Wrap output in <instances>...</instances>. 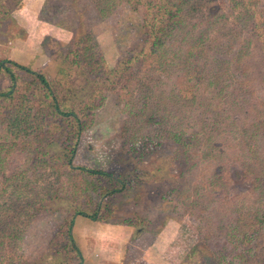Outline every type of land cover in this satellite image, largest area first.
Segmentation results:
<instances>
[{
	"label": "rangeland",
	"instance_id": "374dc122",
	"mask_svg": "<svg viewBox=\"0 0 264 264\" xmlns=\"http://www.w3.org/2000/svg\"><path fill=\"white\" fill-rule=\"evenodd\" d=\"M5 1L0 61L43 75L82 129L13 138L15 99L0 101V264H264V0H196L121 76L151 0ZM71 142L73 168L125 189L101 196L105 180L67 166Z\"/></svg>",
	"mask_w": 264,
	"mask_h": 264
},
{
	"label": "trees",
	"instance_id": "16d2710c",
	"mask_svg": "<svg viewBox=\"0 0 264 264\" xmlns=\"http://www.w3.org/2000/svg\"><path fill=\"white\" fill-rule=\"evenodd\" d=\"M195 1L196 0H151L147 2V12L145 13L142 26L145 29L144 35L146 36V45L139 53L131 56L127 60L120 61L111 72L117 75L121 73L128 74L132 65L138 63L139 66H142L148 59L154 61L159 51L163 50L166 39H170L173 35L171 30V32L166 31V27L181 21L184 17V9H186V13H190L188 10L193 8ZM18 5L19 3L9 6L6 4L5 0H0V21L9 19L11 9L14 10ZM138 59L141 60L139 61ZM0 74L6 75L11 82L10 90L0 92V101L12 102L15 99V104L12 107L13 109L9 110L7 113L9 120L6 124V132L8 135L13 138L24 135L29 139L31 135H33V138H38L39 142L44 137L56 134L58 128H61L62 131L65 132L64 137H66L68 141L77 137L76 134L82 129L81 119L78 115L79 110L75 112L73 109L62 104L60 102L61 99L51 88L49 81L43 75L9 60L0 61ZM21 74L29 78L28 83L22 82ZM142 77L141 74L138 78L139 81ZM24 104L27 108H25L20 119L15 116L12 117V114H15L14 106L22 105V107H24ZM34 108L38 110L34 111ZM33 122L38 126L32 127ZM48 125H52L55 130L52 129V127L51 129H47L45 126ZM45 128L46 131H44ZM62 153L68 167L107 182L104 193L100 194L101 196L109 197L116 193H121L125 189L127 184L125 176L114 177L111 173L101 170H92L83 167L73 168L71 166V160L74 154L73 142H71ZM101 207L102 206H99V210H101ZM74 215L86 217L93 221H98L99 219L96 216V211L92 214L75 211ZM68 234L70 235L69 232ZM71 243L73 244L72 239ZM72 244L71 247H73V250H76L77 254H79L76 246L74 244L72 246Z\"/></svg>",
	"mask_w": 264,
	"mask_h": 264
},
{
	"label": "crops",
	"instance_id": "0c3cea01",
	"mask_svg": "<svg viewBox=\"0 0 264 264\" xmlns=\"http://www.w3.org/2000/svg\"><path fill=\"white\" fill-rule=\"evenodd\" d=\"M78 250V249H77ZM79 252V251H78Z\"/></svg>",
	"mask_w": 264,
	"mask_h": 264
}]
</instances>
